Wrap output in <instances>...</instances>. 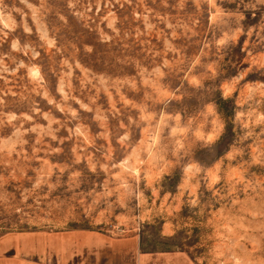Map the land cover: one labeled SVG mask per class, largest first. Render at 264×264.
Here are the masks:
<instances>
[{
  "label": "rangeland",
  "instance_id": "374dc122",
  "mask_svg": "<svg viewBox=\"0 0 264 264\" xmlns=\"http://www.w3.org/2000/svg\"><path fill=\"white\" fill-rule=\"evenodd\" d=\"M0 264H264V0H0Z\"/></svg>",
  "mask_w": 264,
  "mask_h": 264
}]
</instances>
